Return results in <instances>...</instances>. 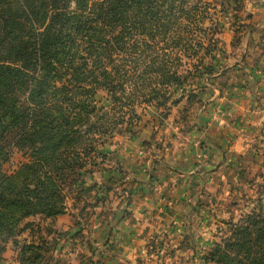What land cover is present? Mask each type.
<instances>
[{"label": "rangeland", "instance_id": "obj_1", "mask_svg": "<svg viewBox=\"0 0 264 264\" xmlns=\"http://www.w3.org/2000/svg\"><path fill=\"white\" fill-rule=\"evenodd\" d=\"M257 1L205 0L210 6L198 10L204 24L197 25L208 29L207 35L192 26L187 42L209 46L215 34L212 51L206 55L203 49H189L172 57L173 71L187 77L184 93L172 86L167 101H112L105 89H98V107L112 121L132 119L133 124L110 127L100 148L105 161L97 158L98 168L80 170L77 181L65 187L63 214L30 217L21 224V234L0 239V264H213V248L247 215L263 213L264 109L258 114L255 105L239 106L240 113L231 118L236 127L226 121L229 115L223 110L205 129L199 122L205 101L240 102L255 94L264 105L263 95L251 86L255 79L248 75L256 59L264 57V28L255 35L252 21ZM255 39L254 58L250 48ZM201 60L213 74L203 73ZM262 73L258 65L254 75ZM190 95L194 98L188 99ZM227 132L230 136L218 148L204 138L208 133L225 138ZM191 155L197 182H190L187 170L175 167L190 163ZM25 161L16 152L5 171ZM176 183L184 187L175 193L176 208L162 216L159 210L165 206L155 203L157 190ZM146 214L150 218L143 226L136 218ZM131 228L139 235L126 238Z\"/></svg>", "mask_w": 264, "mask_h": 264}, {"label": "trees", "instance_id": "obj_2", "mask_svg": "<svg viewBox=\"0 0 264 264\" xmlns=\"http://www.w3.org/2000/svg\"><path fill=\"white\" fill-rule=\"evenodd\" d=\"M202 5L210 6L205 0H0V239L21 234L30 217L63 214L65 187L80 170L99 166L97 158L105 161L104 136L126 122L98 107L99 88L112 101H167L172 86L185 92L187 77L173 71L172 57L189 49L210 54L216 37L209 46L187 42L192 26L207 35L197 25L204 24ZM199 65L213 74L204 61ZM16 152L26 161L6 172ZM209 259L264 264V211L247 215Z\"/></svg>", "mask_w": 264, "mask_h": 264}, {"label": "crops", "instance_id": "obj_3", "mask_svg": "<svg viewBox=\"0 0 264 264\" xmlns=\"http://www.w3.org/2000/svg\"><path fill=\"white\" fill-rule=\"evenodd\" d=\"M254 5V4H253ZM252 21L255 23L256 28L254 29V33L255 35L258 36L257 33H260L263 28H264V0H259L257 1V4H255L252 8ZM254 35V36H255ZM259 43L258 39H255V45L253 47L250 48L251 50V56H254V58L257 56L255 53L258 51L255 49L256 45ZM264 57L262 58H257L256 59V64L251 65V69H250V73L248 74L249 77L252 79H255V81H252L253 84L251 86L255 87V91L258 92V95H263L262 98H264ZM259 65L263 67V73L261 74V76H256L255 71L257 69V66ZM256 66V67H255ZM256 68V69H255ZM255 69V70H254ZM255 96V97H254ZM253 98H249L246 96L245 97V101H249V102H245L243 101H205L204 103H202V113L199 115V122L202 124V126L204 127H208L209 125H211V121H212V117H214L215 114H219V113H223L224 111H227L229 118L228 121L229 123H232L234 126L237 125V123L231 120V118H234L235 113H240V107L242 108H247V109H251V106H256L257 108H253V110L256 113H261L263 112L264 109V105L262 99H260V97H257L254 94ZM258 100H260L258 102ZM240 106V107H239ZM225 107V108H224ZM223 110V112L221 111ZM224 115V113H223ZM236 127V126H235ZM229 129V128H228ZM200 134V133H199ZM217 133H208V136H205L204 138L207 140V142L209 143V145L218 148L220 146V144H222L224 141L226 142L227 137L230 136V133L227 132V136L224 137H220V135H216ZM186 155V154H185ZM190 163H187V161L184 162H180L178 163L175 167H177L178 169H183L182 172H184L185 170H187V172H189V175L187 178L190 180V182H197L199 180V178H196V176L194 174H196V171H193L190 169V167H194L195 166V157L193 155L190 156ZM176 164V163H175ZM180 164V165H179ZM188 181V180H187ZM184 189L183 185L180 183H176L175 185H173L169 190L168 189H164L163 186H160L158 188V199L156 200L155 203L158 204L159 207H163L161 208L159 211H161V215L162 213H164L163 211H169L170 208L175 207L176 208V202H177V195H175V193L182 191ZM144 201H148L146 202V204H150L151 201H149L148 199H145ZM153 203V202H152ZM145 206H148L146 205ZM141 210V208H140ZM145 211V208H144ZM172 210H170L169 213H171ZM137 214V213H136ZM167 214V213H164ZM150 215L146 214L143 215L140 218H136L137 221L138 219H140L143 224V226L148 225L147 221L150 218ZM164 216V215H162ZM134 227V226H133ZM138 228V227H136ZM136 228H131L129 229V231H127L125 233L126 238L127 237H136L137 235H139V231ZM146 228H143L142 233L144 234L146 232ZM136 243V242H135Z\"/></svg>", "mask_w": 264, "mask_h": 264}]
</instances>
